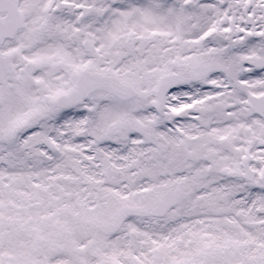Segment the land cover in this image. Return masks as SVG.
<instances>
[{
	"label": "snow or ice",
	"instance_id": "1",
	"mask_svg": "<svg viewBox=\"0 0 264 264\" xmlns=\"http://www.w3.org/2000/svg\"><path fill=\"white\" fill-rule=\"evenodd\" d=\"M0 264H264V0H0Z\"/></svg>",
	"mask_w": 264,
	"mask_h": 264
}]
</instances>
